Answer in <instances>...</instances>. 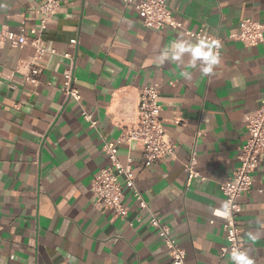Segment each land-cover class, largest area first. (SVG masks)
Wrapping results in <instances>:
<instances>
[{"label":"crops","instance_id":"obj_1","mask_svg":"<svg viewBox=\"0 0 264 264\" xmlns=\"http://www.w3.org/2000/svg\"><path fill=\"white\" fill-rule=\"evenodd\" d=\"M42 1L0 0V32L34 25ZM165 1L186 28L219 38L220 63L212 74L192 68L187 56L162 65L159 57L174 42L195 41L179 29L144 26L141 13L123 0H61L42 37L47 48L70 57L41 58L36 87L25 81L22 64L34 47L0 37V264L168 262L148 211L128 191L126 218L97 210L89 191L108 163L103 138L115 140L135 122L145 84L159 88L160 117L176 156L146 164L133 142L119 144L118 157L131 158L137 187L185 250V264H232L221 255L225 231L213 210L224 206L219 183L238 165L248 138L244 115L264 98V40L247 46L229 34L243 18L263 21L264 0ZM70 63L80 102L61 91ZM192 151L203 178L187 182L184 164ZM237 218L244 251L264 264V159L252 189L239 198Z\"/></svg>","mask_w":264,"mask_h":264},{"label":"built area","instance_id":"obj_2","mask_svg":"<svg viewBox=\"0 0 264 264\" xmlns=\"http://www.w3.org/2000/svg\"><path fill=\"white\" fill-rule=\"evenodd\" d=\"M125 6L131 5L141 13L143 25L146 27L163 30L166 28L179 29L185 36L194 41H215L220 44L219 38L206 32L203 28H186L170 9L165 0H123ZM61 6V0H43L36 8V21L29 28L20 27L18 33L5 30L0 32L3 40H9L13 45L23 47L30 44L34 47V54L22 64L27 71L23 73L26 82L36 87L40 83L42 73L41 58L45 55H61L69 58L70 55L61 54L55 49L47 48L43 40V33L52 21ZM229 37L241 41L247 46H252L264 40V20L258 21L246 17L240 20L238 26L229 34ZM63 84L61 91L65 99H74L80 102V93L74 87L73 64L62 72ZM159 88L153 84H145L140 88L137 118L131 125L122 128L115 140L103 138L102 150L107 155L108 163L103 166L90 181L89 191L92 205L100 211L112 210L115 216L126 218L128 205L125 195L128 191L140 209L148 211V222L157 230L161 237L169 260L166 264H185L186 252L178 245L171 235L170 228L163 223L160 217L152 212L137 187L132 172V160L127 158L122 162L118 157V146L121 143L130 145L137 143L146 164L157 160L170 161L176 156V144L164 131L160 117L161 105L158 101ZM82 117L91 126L96 125L91 114L82 110ZM244 124L248 132L247 140L238 151V165L232 174L219 183L225 202L222 208L213 210V216L222 220L225 231V244L221 247V255H229L237 249L244 251L241 238V228L238 222L239 198L252 189L253 173L264 159V98L257 109L244 115ZM196 131V137L201 135ZM195 152L192 151L188 161L184 164L187 182L192 178H203L196 173ZM230 209V214L224 211L225 206ZM213 222V219L210 220Z\"/></svg>","mask_w":264,"mask_h":264},{"label":"clouds","instance_id":"obj_3","mask_svg":"<svg viewBox=\"0 0 264 264\" xmlns=\"http://www.w3.org/2000/svg\"><path fill=\"white\" fill-rule=\"evenodd\" d=\"M220 44L218 42L199 40L186 41L183 39L174 42L168 49L164 50L159 57L160 63L177 61L182 62L187 56L190 58L192 68L199 67L204 75H210L220 63ZM185 79H191V72L183 73ZM224 211L230 214V209L226 205ZM232 264H254L247 251L237 249L231 253Z\"/></svg>","mask_w":264,"mask_h":264}]
</instances>
